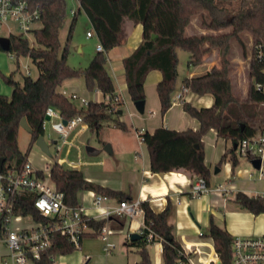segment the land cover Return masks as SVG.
<instances>
[{"label":"trees","instance_id":"trees-1","mask_svg":"<svg viewBox=\"0 0 264 264\" xmlns=\"http://www.w3.org/2000/svg\"><path fill=\"white\" fill-rule=\"evenodd\" d=\"M30 2L41 10V26L33 30L32 43L21 34H11L7 52L16 57H30L39 73L36 78L24 76L22 83L14 79L13 73H0L13 88L10 95L0 93V157L6 158L3 164L5 168H18L28 159L30 147L27 152H23L18 144L22 119L25 117L32 128L31 145L39 135H44L43 123L50 106L59 109L65 119L83 115L91 131L104 145L107 142L101 137L105 127L110 125L106 122L112 120L124 133L131 130L120 119L118 111L121 104L90 100L87 106H79L73 98L59 90L66 80L83 77L85 88L91 92H115L116 87L107 66V53L124 42L126 18L142 24V41L123 60L127 89L133 102L146 100L147 76L152 70H159L162 77L156 90L161 113L165 114L169 110L177 88L178 48L189 53L190 68L202 64L214 49L219 59V64L209 71L183 79L186 89L199 95L210 93L214 97V103L207 107H196L189 101H183L184 110L199 121V128L177 130L160 126L152 132L139 134L148 148L152 172H183L192 179L203 176L209 184L211 172L205 163L203 137L211 129H216L218 136L231 143L221 161L231 163L233 174L240 164V156L234 145L260 130L264 131V91L255 86L257 82H264V57L257 58L255 51L256 44L264 45V0H81V9L89 18L103 47L84 68L72 67L67 61L69 40L78 14L71 19L67 43L63 46L60 33L69 17L67 1ZM196 16L201 18L202 25L208 31L188 35L186 28ZM246 32L251 35L253 52L247 90L245 95H240L231 77V41L234 38L242 42L241 35ZM51 179L57 189L64 193V201L71 206H80L82 194L88 190L116 197L118 201L132 199L121 190L89 180L84 171L60 164L52 165ZM234 201L255 215L264 213V196L239 191ZM141 209L144 223L154 231L159 237L157 241L163 245V263L175 264L181 243L175 239L168 223L171 204L156 212L148 201H141ZM20 212L30 213L35 219L41 218L32 200L27 198L22 199ZM107 222L119 229H123L127 223L125 218L114 216L107 220H92L89 224L98 231ZM140 234V239H127L125 245L138 248L140 264H152L147 245L156 240L149 242L145 229ZM207 235L212 238L222 264H229L232 234L219 226L213 215H210ZM74 250V245L65 237L55 234L50 247L43 252L37 264H48L52 256L69 254Z\"/></svg>","mask_w":264,"mask_h":264},{"label":"built area","instance_id":"built-area-1","mask_svg":"<svg viewBox=\"0 0 264 264\" xmlns=\"http://www.w3.org/2000/svg\"><path fill=\"white\" fill-rule=\"evenodd\" d=\"M76 1L77 8L71 7L68 10V14L72 17L76 16L81 9V0ZM40 18V8L34 6L30 0H0V30L4 29L9 34L5 36H10L13 34L14 28H17L18 34L25 36L32 43L33 30L37 28L36 24L40 22ZM87 36H93L92 30L87 31ZM263 48L262 43L255 45L256 57L259 59L264 57ZM97 49L98 51L103 50L100 43L97 45ZM11 56L15 55L11 53ZM27 75H30L29 70H27ZM255 86L258 90L264 91V82H257ZM64 93L66 92L64 91ZM69 94L68 96L73 100H78L79 106L88 105L89 100L77 92ZM181 99H183L182 93H177L173 103L179 102ZM103 102L121 104L123 98L116 92L105 93ZM64 119L59 109L52 106L47 108L43 128L45 129L46 120H49L52 122V129L60 135V140L54 141L57 157L53 161H48L50 167H35L32 161L27 159L18 168H5L3 165L0 171V243L6 247L0 255V264H37V261L42 258L43 252L50 247L55 234L65 237L74 245L75 249H79L85 234L90 229L97 232V235L104 241L103 248L109 254L115 248L110 237L121 230L111 227L107 222L96 231L89 222L107 220L114 216L123 217L128 222L138 213L143 212L140 199H129L111 204L107 195L95 191H88V195L91 197L90 208L96 210L95 214H90L87 211L88 207L83 202L80 206H71L64 201V193L57 189L51 179V167L54 164L63 165L67 161L69 168L84 171L83 167L89 162L82 159L80 148H78V159L60 160L59 157L63 146H67L69 152L75 146V138L83 131L91 130L89 123L81 114L66 119V124ZM74 131V137L70 138ZM223 139L227 141L225 138ZM236 151L240 157L247 159L250 163L254 159H259V167L251 164L257 170V178L264 179V131L260 130L250 137L243 138L237 143ZM44 160L47 159L44 157ZM99 163L103 164V161L101 160ZM252 175L253 173H251ZM233 192V188L228 184L213 188L203 176H195L192 179L190 197L199 198L211 193L226 197ZM256 195L264 196V194ZM23 198L32 200L40 219H35L30 213L20 212ZM144 229L148 231L149 242L158 240L159 237L146 226L143 220L139 233H143ZM126 236L130 239L131 233H127ZM198 236L203 238L205 234L200 231ZM198 244L209 245L210 250L206 254H198L196 243L181 244L177 249L175 264H222L212 238L211 243L199 242ZM60 255L63 254L52 256L48 264H64L58 259ZM82 264L92 263L86 256ZM229 264H264V234H232Z\"/></svg>","mask_w":264,"mask_h":264},{"label":"crops","instance_id":"crops-1","mask_svg":"<svg viewBox=\"0 0 264 264\" xmlns=\"http://www.w3.org/2000/svg\"><path fill=\"white\" fill-rule=\"evenodd\" d=\"M194 19L195 18H193L189 26L192 25ZM124 29V42L121 45L115 46L107 53V66L116 87L115 92L122 98L124 92H128L125 80V69L123 60L125 57L130 55L132 51L142 41V24L133 22L132 20L126 18L124 22ZM192 31L198 32L193 34L207 32V30L204 29L193 30V28ZM96 51L98 52L97 47ZM218 64L219 61L217 59L216 51H213L211 54L205 57L202 64L191 68L188 67L186 77L201 75L209 71L214 65ZM161 77L162 73L159 70H152L147 76V80L145 83V110L149 105V101L152 103V105L155 104V107L153 110H150V116L148 117V119L145 120L146 124L142 125L141 129H138V127H136V134L139 135V133H142L144 131L152 132L155 128L160 126H165L177 130H185L187 128H199V121L196 118L190 116L184 110L183 101H189L196 107H207L211 106L214 103L213 95L210 93L204 95L196 94L191 90L186 89L183 86L182 80L181 87H177L175 93L173 94V99L175 98L177 93H182L183 99H181L179 102L173 103L169 110L165 114H162L160 100L156 90L157 83L159 82ZM70 88L71 90H68L69 92L78 93L75 88ZM154 90L157 93L158 104H156L152 92ZM69 92L67 93L68 95H70ZM78 94H80L89 101H104V93L98 90L89 93L86 88H81L79 89ZM107 127L117 129L116 126H111V124ZM122 133L126 135V140L129 139L132 135L131 130L128 133H124L123 131ZM219 138L223 139L222 137L218 136L216 129H211L203 137V140H214V145H212V149H207V147H205L206 144L204 145L205 163L210 169V178L212 174H217L221 171L224 172V177L227 180V184L234 190L232 194H229L226 197L217 193H211L202 195L199 198H191L190 190L192 186V178L189 175L183 172L176 171L160 173L152 172L150 169V154L146 144L142 140V142L139 141L136 144L125 143V148L120 147V149L118 150L119 154L121 155L120 158L115 157L117 149L115 146L112 147L113 154L111 155L115 157L114 164L108 165L104 170L101 171H85V173L89 180H92L96 183H99L114 190H121L132 199L148 201L152 209L156 212L164 210L168 203H170L171 211L168 215V223L171 225L172 233L175 239L181 244L196 243L195 247L198 249V254H206L210 250L209 249L207 251L206 248H210V246L198 243H211V237L208 236L210 239L209 241L206 240V234L201 240H199L196 236H198V233L202 231L201 224H204L209 228L210 215H213L215 222L219 226L226 228L231 234H264V213L255 215L246 209H242L241 207H239L238 204H236V208H233L228 211L229 220L225 219L224 225L218 221V217L222 218V215L220 214V212L217 211V209H220L222 206H226V203H228L229 200L235 202L234 198L237 192L242 191L250 195L264 194V179H258L257 176H255V174L251 172V170H248L245 166H243L241 161L239 166L236 168L234 174L232 173L231 163L227 161H221L222 156L226 151V145L224 149H218L215 143L218 141ZM129 157L133 159L131 163V159H129ZM121 159L125 160L127 163L125 161H122ZM216 167L220 168L219 172L217 173L215 172ZM251 173H253L252 176ZM173 174H178L180 176L173 177ZM88 191L82 194V202L85 204L86 207H88L87 211L90 214H95L96 210L90 208L91 197L88 195ZM108 197L109 203L114 204L118 202V199L116 197ZM143 220V212L138 213L134 218L130 219L127 222V225L124 227L126 230V232L124 233V237L127 238V233H139V230L143 224ZM108 224L113 227L110 223ZM124 228L120 230L123 231ZM94 233L95 231L90 229L85 234L84 238L87 236H98ZM154 243L157 245V249L160 256L159 260L162 262L163 245L160 241H156ZM132 248H135V246L128 247L127 245H125L126 251L132 250ZM86 256L89 257L91 263L92 256L90 254H81L76 264H82ZM62 258L63 259H61V261H63L64 264H68L64 260L65 257Z\"/></svg>","mask_w":264,"mask_h":264},{"label":"rangeland","instance_id":"rangeland-1","mask_svg":"<svg viewBox=\"0 0 264 264\" xmlns=\"http://www.w3.org/2000/svg\"><path fill=\"white\" fill-rule=\"evenodd\" d=\"M67 1V9L69 10L71 7L77 8V1L76 0H66ZM194 22L191 26H189L186 29V33L188 35H192L193 33H198V29H204L207 30L201 23V18L196 16L194 17ZM72 16L69 15L67 22L65 23L64 27L61 30L60 33V39L62 45H66L67 39H68V33H69V27L71 23ZM37 27L41 26L40 23L36 24ZM92 30L93 36L88 37L87 31ZM229 30V29H228ZM13 34H18V29L14 28ZM9 35L8 32L4 29L0 30V36ZM242 42L238 41L236 39H232L231 44V52H230V60H231V77L233 80V84L235 87V90L240 95H245L247 86L249 83V64L250 59L252 55V39L251 35L246 32L241 35ZM99 39L93 30L91 23L89 21V18L87 17L84 10H80V12L77 15V19L74 24L73 32L71 35V38L69 40V47L70 51L68 54L67 61L68 63L75 68H84L86 67L93 56L97 53L96 47L99 44ZM213 51H216L217 59L218 54L217 50L214 49ZM212 51V52H213ZM211 52V53H212ZM210 53V54H211ZM178 54V76H177V87L180 88L182 84V80L186 77L187 71H188V58L189 53L183 49L178 48L177 50ZM219 61V59H218ZM27 70L30 71V76L33 78H36L38 76V68L33 62V60L28 56H11L10 52H7L3 49H0V73H3L5 75H9L11 73L14 74V79L21 82L23 81L24 76H27ZM70 85V86H69ZM69 86V88H68ZM70 87L75 88L76 91L79 93V89L85 88L84 78L83 77H76L72 79L66 80L60 87L59 90L63 91L65 90V94H67L71 90ZM77 88V89H76ZM12 85L8 84L4 78L0 75V93L5 95H10L12 92ZM89 91V90H88ZM156 104H158V98L156 91H152ZM70 93V92H69ZM89 93H92L89 91ZM68 95V94H67ZM152 99V98H150ZM78 104V100L75 101ZM155 105V104H154ZM154 105L149 101V105L147 106L145 112L143 114L139 113L134 105V102L130 98V95L128 92H124L123 94V103H121L119 109L123 110V114H120V118L123 119L126 124L130 127L132 135L129 139L126 140V135L122 133V130L117 128H108L105 127V130L102 134V139L106 141L107 143H110L112 147H116L117 152L115 157L120 158L121 155L119 154L120 147H124V144H136L137 142L141 141V137H139L138 134H136L135 130L136 127L138 129H141L142 125L146 124V119L150 116V110L154 109ZM116 117V115H114ZM112 125H114V122L112 120L106 122ZM149 123V122H148ZM52 122L49 120H46L45 122V129H44V137L46 141L50 145L51 154L47 155L45 152H43L40 147L35 143L31 142V133L28 132L26 129L22 128L19 130L18 135V144L20 149L23 152H28V159H30L35 167L41 168V167H50V163H48L49 160L56 159V145L54 143L55 140H60V135L52 129ZM115 126V125H114ZM137 131V130H136ZM75 135V131L71 134L70 138H73ZM215 139V138H214ZM142 142V141H141ZM226 142V144H225ZM205 147L212 149V145H214V140H204ZM218 149H224L226 145L227 147L230 146V141H225L224 139L219 138L218 141L215 143ZM87 146L97 147V148H103L104 144L103 141H101L94 132L91 130L83 131L81 134H79L75 138V146L68 152V147L63 146L59 159H65L68 158L69 160L72 159H78V148L81 149V157L85 162H89L88 165L83 167L84 172H96L104 170L108 165L115 163V157L111 154H108L105 151H102L98 155H90L87 151ZM125 148V147H124ZM225 149V150H226ZM68 153V156H67ZM44 157L47 160H44ZM240 161L242 162L243 166H245L248 170H251L257 176V170L253 165L246 160L243 157H239ZM131 159V157H129ZM103 161V164L99 163L100 161ZM122 160V159H121ZM133 159H131L130 163ZM125 161V160H122ZM126 162V161H125ZM127 163V162H126ZM64 167L69 168L68 162L65 161L63 163ZM227 184V180L224 177V172L221 171L217 174H212L210 178V186L216 187L219 185H225ZM236 202H233L231 200L226 203V206H222L220 209H217L218 212L222 215V218L218 217V221L221 224H225V219L229 220L228 211L236 208L237 205ZM217 219V218H216ZM127 225V223H126ZM125 225V226H126ZM202 231L207 235L208 227L204 224H201ZM126 232L125 228L123 231H120L119 233L113 234L110 237V240L114 242L115 248L114 250L107 254L104 250V241L99 236H87L82 240L81 248L75 249L69 254H63L58 256V259H63L62 257H65V261L68 264H76L78 262L79 257L81 254H90L92 256L91 263H100V264H140L141 257L138 252V248H132V250L126 251L124 242L128 239L124 237V233ZM194 235V234H193ZM198 237L199 240L202 238ZM206 240H209V237L207 235ZM6 247L0 243V255L5 251ZM147 249L150 255V259L152 264H164L163 261L161 262L159 252L157 249V245L155 243H149L147 245ZM210 248H206L208 251Z\"/></svg>","mask_w":264,"mask_h":264},{"label":"water","instance_id":"water-1","mask_svg":"<svg viewBox=\"0 0 264 264\" xmlns=\"http://www.w3.org/2000/svg\"><path fill=\"white\" fill-rule=\"evenodd\" d=\"M10 44H11V38L10 36H0V48L8 51L10 49ZM134 105L137 109V111L141 114H143L145 112V100H139V101H135ZM119 114L123 113L122 109H119L118 111ZM47 119L49 118L48 116L46 117ZM64 123H67V120L64 119L63 120ZM21 127L26 129L28 132H32V128L30 127L29 123L27 122V119L24 117L21 121ZM36 144L40 147V149L45 152L47 155H52L51 154V150H50V146L49 143L46 141L45 137L43 134L39 135V137L36 140ZM235 148L237 146V144L234 145ZM87 151L90 155H98L100 154L102 151L107 152L108 154H113V148L112 145L110 143H106L103 148H97V147H92V146H87ZM6 161V158L4 157H0V171L3 168V164ZM251 163L255 166V167H259L260 165V160L259 159H254L251 161ZM220 168L216 167L215 168V172H219ZM141 238V234L138 232H133L130 236V240L131 241H136L138 239Z\"/></svg>","mask_w":264,"mask_h":264},{"label":"bare ground","instance_id":"bare-ground-1","mask_svg":"<svg viewBox=\"0 0 264 264\" xmlns=\"http://www.w3.org/2000/svg\"><path fill=\"white\" fill-rule=\"evenodd\" d=\"M178 176H180V175H178V174H173V177H178Z\"/></svg>","mask_w":264,"mask_h":264}]
</instances>
